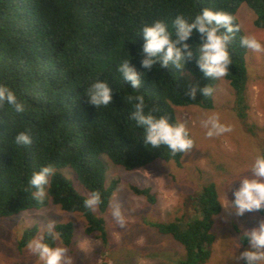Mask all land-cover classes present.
Segmentation results:
<instances>
[{
  "label": "trees",
  "instance_id": "trees-1",
  "mask_svg": "<svg viewBox=\"0 0 264 264\" xmlns=\"http://www.w3.org/2000/svg\"><path fill=\"white\" fill-rule=\"evenodd\" d=\"M242 3L254 12L253 25L264 31V0H0V86L12 90L24 106L19 113L8 104L0 108V219L52 203L64 212L80 215L84 235L98 239L104 247L107 238L102 215L114 186L105 184L102 157L133 171L157 160L179 166L185 155H173L166 145L152 148L143 143L144 130L131 118L136 101L129 102L128 97L143 95L145 114L155 109V117L166 116L173 124H179L175 107L212 109L214 103L217 79L204 77L196 63L200 35L194 32L187 41L193 46V56L182 71L171 65L160 67L157 61L145 72L140 63L142 28L162 20L174 38L171 25L176 16L182 15L191 22L209 8L236 18ZM234 24L239 25L237 19ZM242 36L246 35L240 28L228 47L232 64L224 79L234 94L233 111L247 126L249 78L247 48L240 44ZM127 59L138 72H145L140 89H132L118 71ZM97 81L106 82L112 89V103L96 109L86 94ZM192 85H208L213 93L204 97L197 90L195 99H191L184 93ZM21 132L30 136V145L15 142ZM45 166L53 167L55 174L41 203L33 197L36 189L30 187L29 181L34 172ZM63 169L70 170L88 194L100 193L97 213L84 206L87 198L75 192L62 175ZM130 189L148 203H155L149 188ZM220 204L215 185L209 184L189 196L191 213L187 217L153 222L151 226L183 247L180 264H205L210 257L212 227L214 217L222 209ZM74 230L71 222L54 228L65 247L73 242ZM37 232V227L25 230L17 249L26 248ZM43 236L46 243L55 247L57 241L47 232ZM240 237L243 243L247 242L243 234Z\"/></svg>",
  "mask_w": 264,
  "mask_h": 264
},
{
  "label": "rangeland",
  "instance_id": "rangeland-1",
  "mask_svg": "<svg viewBox=\"0 0 264 264\" xmlns=\"http://www.w3.org/2000/svg\"><path fill=\"white\" fill-rule=\"evenodd\" d=\"M254 18V12L242 3L236 13L242 32L264 45V31L253 25ZM245 62L249 78L247 126L235 115L233 91L222 77L217 79L212 109L175 107L179 123L185 124L195 142L192 152L183 156L181 165L157 160L146 168L126 171L102 157L105 184L114 186L108 208L102 215L107 238L104 247L98 239L84 235V221L80 215L64 212L48 203L36 211L0 219V264H43L27 247L19 251L17 243L23 232L32 227L38 229L34 238L44 235L50 221L55 225L68 222L75 225L74 239L68 246L73 264H180L184 259L183 247L171 237L157 233L151 223L187 217L191 213L189 196L209 184L215 185L221 203L225 201V194L229 201L234 200L233 192L239 187V178L250 175L248 170L264 149V52L247 49ZM213 114H218L219 122L231 126L232 131L207 137V129L201 121ZM61 173L76 193L88 198V192L70 170L63 169ZM130 186L149 188L155 195V203L150 204L143 196L135 195ZM115 202L121 205L125 215L124 228L118 227L111 215ZM262 219L264 210L235 216L228 215L222 208L214 217V241L205 264H243V260L235 261L232 256L252 249L248 241L242 242L240 235L257 227ZM56 241L55 247H65Z\"/></svg>",
  "mask_w": 264,
  "mask_h": 264
},
{
  "label": "clouds",
  "instance_id": "clouds-1",
  "mask_svg": "<svg viewBox=\"0 0 264 264\" xmlns=\"http://www.w3.org/2000/svg\"><path fill=\"white\" fill-rule=\"evenodd\" d=\"M235 19V16L228 12L213 11L209 8H204L191 22L182 15H178L171 25L174 29V38L173 32L169 30V25L165 21L157 20L150 26L145 25L141 34L144 38L143 58L140 61L142 68L145 72L151 70L159 61L160 67L171 65L182 71L185 64L192 59L193 46L187 41L195 32L200 35L202 41L196 47L198 52L196 63L204 77L219 79L228 75V66L232 64L228 47L234 39V34L240 30L239 25L234 24ZM240 44L253 52H264V45L254 36H242ZM118 71L122 74L124 81L130 82L132 89H140L145 72H138L130 65L129 59L119 65ZM197 90L204 97L213 93V88L208 85L202 88L192 85L184 95L195 99ZM86 97L96 109L101 106L107 107L112 103V89L106 82L97 81L87 90ZM128 100L136 101L131 118L136 121L137 126L143 128L144 144L152 148L166 145L173 155L192 152L195 142L190 138L189 130L184 123H169L166 116L157 118L152 114L155 109L145 114L143 95L129 96ZM5 104L13 106L18 113L24 111V106L18 101L16 94L8 87L0 86V108H3ZM201 123L207 129L205 135L209 138L232 131L231 126L219 122L218 114L209 116ZM15 142L19 145H30L32 141L28 134L21 132L16 136ZM248 172L250 175L239 178V187L233 192L234 200L229 201L225 194V201L220 204L228 215L243 216L246 212L264 210V155L256 156ZM54 174L55 169L50 166L42 167L32 174L29 185L36 189L32 195L37 201L41 203L44 201L46 187L50 185V178ZM100 203V193L93 191L85 199L84 206L94 212ZM111 215L118 227L126 226V218L118 202L112 204ZM54 228L55 222L50 221L46 226V232L52 240L56 241L59 240L60 234L55 232ZM243 237V240L247 239L252 250H245L239 256L233 255L232 259L243 260L245 264H264V219L258 222L257 227L245 231ZM94 243L98 244L96 241ZM27 250L38 257L43 264H73V257L69 254L68 247H52L44 241L43 235L30 240Z\"/></svg>",
  "mask_w": 264,
  "mask_h": 264
}]
</instances>
